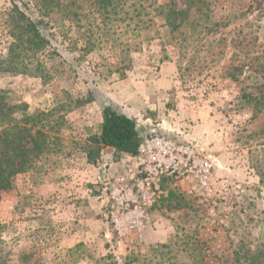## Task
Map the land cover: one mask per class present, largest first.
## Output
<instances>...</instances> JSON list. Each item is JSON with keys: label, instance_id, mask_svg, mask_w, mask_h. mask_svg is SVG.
<instances>
[{"label": "rangeland", "instance_id": "374dc122", "mask_svg": "<svg viewBox=\"0 0 264 264\" xmlns=\"http://www.w3.org/2000/svg\"><path fill=\"white\" fill-rule=\"evenodd\" d=\"M14 2L44 20L45 48L12 36ZM103 2L0 0V130L49 137L0 194V264H264V72L249 78L264 69V0H109V13ZM163 5L186 13L167 19ZM122 80L155 92L139 113L162 134L147 138L191 143L215 164L207 194L167 179L143 232L119 237L104 199L87 198L80 148L100 108L84 100ZM206 120L212 151L190 136Z\"/></svg>", "mask_w": 264, "mask_h": 264}, {"label": "built area", "instance_id": "2783aa9c", "mask_svg": "<svg viewBox=\"0 0 264 264\" xmlns=\"http://www.w3.org/2000/svg\"><path fill=\"white\" fill-rule=\"evenodd\" d=\"M129 155L125 172L102 186L106 219L119 237L143 232L151 210L166 195L167 179L194 182L200 196L211 189L214 159L191 143L153 136L140 143L136 154Z\"/></svg>", "mask_w": 264, "mask_h": 264}, {"label": "trees", "instance_id": "16d2710c", "mask_svg": "<svg viewBox=\"0 0 264 264\" xmlns=\"http://www.w3.org/2000/svg\"><path fill=\"white\" fill-rule=\"evenodd\" d=\"M193 0H189V7L192 6ZM109 0L103 2V12H107L106 6ZM25 10L17 4L13 3L12 9L9 13L10 22L12 25V36L19 42L28 45V49L36 46L38 48H45L49 45V40L44 36L46 31V23L40 17H33V14L27 13L30 9L27 4H22ZM162 8H167V12H161ZM164 13L167 19L175 18L176 16H183L186 11H176L171 6L163 5L160 7L159 14ZM181 23L173 24V29H177ZM25 40L23 41V39ZM261 72L264 69H257L256 73H249V78L253 79L254 84H261ZM123 76L121 77V79ZM97 101L101 108L102 121L99 125L97 135L91 136L87 139L80 148L85 152L87 162L95 164L100 156L101 150L105 147H111L118 153H127L134 155L142 141L139 135L135 121L123 112L117 105H115L109 98L100 95L96 98L93 93L89 92L88 97L84 103ZM4 104L0 96V128L3 127ZM10 121V118H8ZM31 127V126H30ZM16 124L13 128L0 130V194L3 191L9 190L11 187L10 180L13 176L24 170L32 160L40 156L41 151L47 150L49 147V137L41 135L38 131L35 132L34 137L29 133L30 128H22L25 132V137L29 139L30 147L22 144L21 138H18L21 129L15 130ZM38 139H42L41 142ZM47 139V140H46ZM57 140V139H56ZM6 163V164H5ZM109 264H117L110 262ZM124 264H130L124 262ZM254 264V262H252ZM257 264H260L257 261Z\"/></svg>", "mask_w": 264, "mask_h": 264}, {"label": "crops", "instance_id": "0c3cea01", "mask_svg": "<svg viewBox=\"0 0 264 264\" xmlns=\"http://www.w3.org/2000/svg\"><path fill=\"white\" fill-rule=\"evenodd\" d=\"M168 83V81L164 82V84ZM138 87L139 86L134 84H128L126 80H122L111 85L107 84L106 86L99 87V91L135 121L137 131L143 141L149 136L162 134L160 128L162 125L154 124L157 123V121L152 120L151 117L145 118L142 115L140 116V109H149L150 111L155 110L154 103L152 104L153 106H151V104L146 106V102L148 101L146 100L145 102V99H151V96L155 94V92L151 91L147 94L146 92L144 93L143 91H139ZM157 119H159V116ZM101 121V108H97V114L95 115V118L92 121L88 120L83 124L85 136L89 138L91 136L97 135ZM206 121L207 123L205 126L201 125L196 133L194 132L190 136L191 138L197 139L198 143L202 141V144L206 143L209 144V146L211 145V150L209 151H212V149H217V147H219L217 143L219 140L215 135L205 134L207 130L212 128L210 122L208 120ZM212 143H214L213 147ZM129 156L130 155L127 153H118L111 147H105L101 150L100 156L95 164L86 165L87 167L85 177L91 185V189L88 190L89 194L87 197L89 200L102 199L103 201L104 192L102 186L104 182L116 174L125 172V162ZM221 159L222 158L220 156V160ZM220 160H217L218 163H221L219 162Z\"/></svg>", "mask_w": 264, "mask_h": 264}]
</instances>
